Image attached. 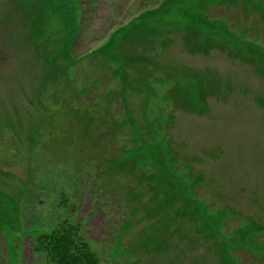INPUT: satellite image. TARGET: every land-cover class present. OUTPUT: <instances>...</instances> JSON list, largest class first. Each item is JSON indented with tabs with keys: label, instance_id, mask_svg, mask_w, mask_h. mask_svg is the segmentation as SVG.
I'll use <instances>...</instances> for the list:
<instances>
[{
	"label": "rangeland",
	"instance_id": "1",
	"mask_svg": "<svg viewBox=\"0 0 264 264\" xmlns=\"http://www.w3.org/2000/svg\"><path fill=\"white\" fill-rule=\"evenodd\" d=\"M264 264V0H0V264Z\"/></svg>",
	"mask_w": 264,
	"mask_h": 264
},
{
	"label": "trees",
	"instance_id": "2",
	"mask_svg": "<svg viewBox=\"0 0 264 264\" xmlns=\"http://www.w3.org/2000/svg\"><path fill=\"white\" fill-rule=\"evenodd\" d=\"M50 264H98L85 241L79 238L78 227L67 225L51 231L37 243Z\"/></svg>",
	"mask_w": 264,
	"mask_h": 264
}]
</instances>
